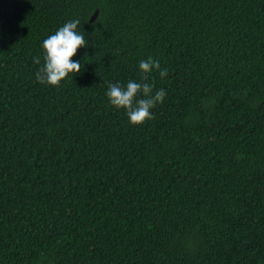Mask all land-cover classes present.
I'll return each instance as SVG.
<instances>
[{"label":"trees","instance_id":"trees-1","mask_svg":"<svg viewBox=\"0 0 264 264\" xmlns=\"http://www.w3.org/2000/svg\"><path fill=\"white\" fill-rule=\"evenodd\" d=\"M77 19L81 71L39 83ZM148 57L133 125L106 92ZM0 264H264V0H0Z\"/></svg>","mask_w":264,"mask_h":264},{"label":"clouds","instance_id":"clouds-1","mask_svg":"<svg viewBox=\"0 0 264 264\" xmlns=\"http://www.w3.org/2000/svg\"><path fill=\"white\" fill-rule=\"evenodd\" d=\"M79 24L78 19L68 21L43 41V66L35 73L39 83L58 86L69 73L81 71V62L72 59L79 48L87 47L84 36L77 31ZM33 62L40 64V58L34 57ZM154 70H159L161 78L168 75L159 60L148 57L139 61L140 82L130 79L126 85L118 82L108 84L106 96L109 103L117 109H124L133 125L152 119L151 110L166 96L164 89L154 91V85L147 82L148 75Z\"/></svg>","mask_w":264,"mask_h":264},{"label":"water","instance_id":"water-1","mask_svg":"<svg viewBox=\"0 0 264 264\" xmlns=\"http://www.w3.org/2000/svg\"><path fill=\"white\" fill-rule=\"evenodd\" d=\"M97 15H98V10L96 9L93 13H92V15H91V17H90V22H92V21H94V19L97 17Z\"/></svg>","mask_w":264,"mask_h":264}]
</instances>
